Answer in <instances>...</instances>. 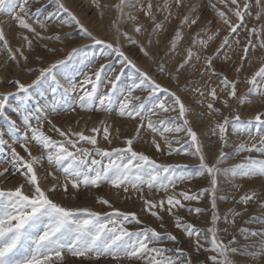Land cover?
I'll list each match as a JSON object with an SVG mask.
<instances>
[{"label": "snow or ice", "instance_id": "1", "mask_svg": "<svg viewBox=\"0 0 264 264\" xmlns=\"http://www.w3.org/2000/svg\"><path fill=\"white\" fill-rule=\"evenodd\" d=\"M28 3L29 0H0V14L12 16L19 27L31 32L35 37L47 39L49 37L41 36L33 27V24L28 21L34 20L41 29H46L47 23L57 17L59 12L66 13V18L59 21L61 25L74 23L79 28L80 33L92 41L93 46H100L102 49L101 56L115 53L120 64L124 67H131L135 75L127 86L122 87L120 82L124 67L120 69V74L111 77L108 70L113 73L116 71L111 61L108 64H101L97 70L90 74L78 71L73 66L78 58L80 64L85 66L91 65L92 61L97 58L95 53L91 57L87 53L81 56L83 50L88 47V45H84L72 48L65 58L56 59L47 66L27 69L29 72L38 73L30 83H23L19 78L8 81V83L16 85V91L0 93V117L8 122L7 132L13 145L20 144L28 154V159L21 156L16 147L9 145V156L0 160V163L9 165L8 168L0 170V176L8 175L10 172L12 174L22 172L24 176V183L14 189L5 190L0 187V264H64L66 255L78 259L110 258L114 264H121L122 260L139 261L140 264H192L190 256L182 249H176L174 255H167L172 250L162 245L161 237L166 236L169 241L175 244L179 238L173 232H160L157 231V228L147 225L140 229L130 228L128 225L142 222L135 211L123 212L113 207L111 202L103 197H98L97 202L110 207L112 209L111 213L104 214L87 207L65 206L50 198L51 193L55 191L63 190L67 194L69 187L74 191H78L81 187H99L102 184H109L118 192L122 189L127 198L131 197L129 188L137 192L139 194L138 198L144 205L142 210L159 220V227L161 228L165 226V214L175 217L174 227L183 230L184 235L190 240L195 237L192 243L197 252L204 248L201 240H209L208 235L202 233H210L212 247L205 250L216 252L217 255H212L208 259L212 264H233L228 254L239 251V249L230 247L232 243H235V236L226 245L223 240L218 239L217 233L219 230L216 227L201 230L192 223L185 222L184 218L177 214V210L186 209L189 212L200 214L203 209L199 207L190 208L182 201H199L203 195H208L213 210L211 215L212 224L216 225L220 219H223L226 224L235 225L236 219L243 212H235L230 208L223 217L219 215L217 200L224 199V197L217 196L220 184L218 177L221 175L225 178H236L237 176L243 178L264 177V159H257L252 155H248L244 158V162L237 165L225 168L218 167V165L227 158V153L223 151V148L229 142V128L232 129L233 135H246L248 137V141L237 145L235 153L247 151L248 153L255 152L264 156V127H262L264 126V111H257L249 119H242L239 112L232 110L231 119L229 116H224L221 121L215 122L211 130L221 144V152L216 162L209 164L205 160L203 144L200 142L197 132L193 130L190 121L186 118V116L192 114V106H187L183 98L178 96L176 92H169L167 88H162L148 71H142L138 68L136 63L121 49L120 37L127 40L130 45L135 46L138 43L127 32H123L116 26L125 19V8H136L137 5L134 0H119V3L114 6L121 13L120 20L113 21L109 29L116 35L115 43L94 36L81 23L80 19L61 3V0H55L57 10L47 12V15L43 18H41L42 9L37 8L35 12H31L27 7ZM180 3L181 0H176V6H179ZM231 4L236 5V7L235 9H229V11L234 12L239 23H231L225 12L217 10L215 5H209L228 25L229 32L221 41L216 52L212 56L204 57L205 65L201 76L208 73L220 75V85L212 88L207 93H205L204 88L208 87V84L193 89L189 87V82L186 79L183 86L188 89L189 96L199 97V99L193 101L194 105L203 103L205 95L211 96L213 103L207 104L209 113L220 112V109L214 106L215 102L220 99L218 89L224 91L228 97V99L222 100L225 107L229 106V99L237 100L238 85L240 83H247L248 88L243 95L239 96L237 100L239 105L251 103L249 96L252 94L264 97V66H261L251 76L243 80L239 78V75L236 79L230 80L226 75L218 73L213 67L214 59L225 49L232 48L233 38L238 37L240 29L247 28L245 20L246 17L251 15V2H245L242 9L237 0H231ZM255 4L260 8L261 0H255ZM96 6L99 7L100 5L97 3ZM141 7L144 6L141 5ZM152 7L151 0H149L147 4L148 11L145 12V15L155 20V16L151 11ZM191 8L194 11L196 5H192ZM18 9L19 11H17ZM165 9H167V2L163 7L158 8V11ZM261 12H264V8H260L255 19L260 18ZM126 15L128 20L136 19L131 12ZM170 17L171 11L169 10L164 22L154 25L152 33H150L149 44L151 43V35L160 30L162 24L166 23ZM198 19L199 17L192 19L190 16L185 15L181 23L183 26H188L190 21L191 25H196ZM135 31H142V26L137 25ZM70 35V33L63 35L57 33L50 38L62 41ZM178 35L179 30L177 31ZM262 35H264V25L247 29L246 36H255L257 38L255 41L249 38L241 46L240 39H235L236 47L233 48V51L239 50L244 53L240 57L242 63L247 58L248 53L256 47L264 50ZM198 37L199 33L193 37V46H206L209 41L219 37V32L210 35L208 41ZM23 39L26 41L28 48L31 49L33 41L28 36H24ZM175 39L174 37L173 48L175 47ZM0 42H2L0 48L7 52L10 61L19 64L17 54L21 60L27 61V57L21 48L14 51L9 47L2 28H0ZM45 48L52 55H55L58 50L47 45H45ZM171 50L164 53V55H169ZM139 51L144 56L148 55L144 45H140ZM194 56L199 62L200 57L193 51L192 47H189L185 59L174 70L177 73V81L179 80V73L190 63ZM228 58L226 55L225 59ZM39 59L41 64L45 63L42 58ZM152 59L155 62V58ZM169 62L161 61L157 66V72H166ZM233 68L237 74L242 70L236 68L235 65H233ZM3 70L4 68H0V71ZM74 73L82 76L83 79L77 81ZM61 81H64V83ZM191 83H197V81ZM137 90H146L148 92L147 97L133 95ZM159 92L168 93V100L160 99L157 96ZM13 97H19L15 106L11 102ZM69 100H72L74 104H78L82 109L96 108L105 112L111 111L113 105H118V114L121 117L140 121L136 128L135 137L127 138L124 141V147L102 148L98 146L96 135L100 131L99 128L93 127L91 129L92 135H85L83 130H61L48 119V116L50 113L58 111L61 102L67 105ZM169 101H171L170 104ZM149 102L151 106H149ZM70 107L72 111H75V107ZM8 109L17 113L24 131L21 130L20 124H17V120L8 114ZM173 111L177 112L175 117L166 116L164 119H159L157 115L158 113ZM196 115L199 116L202 113H196ZM146 117L147 119H145ZM152 117L157 118L153 119ZM33 121L40 127H34ZM45 122L61 139H53L52 136L45 134L42 130ZM145 127L151 130L152 133L161 135L169 149L167 153L169 156L184 153L198 157L200 163L195 177L206 175L210 187L203 188L196 193L180 191L168 194L170 188L175 189L178 183L191 180L194 177L178 174L177 170L185 166L159 163L151 155L146 154L145 151L134 149V144L139 141L140 133ZM253 128L256 130L255 135L252 132ZM102 130L103 139L111 144L109 127L104 126ZM164 133H184V143L181 144L179 138L170 140ZM4 135V131L0 130V145L7 144ZM29 143L38 146L42 154L32 155L27 147ZM173 143H176L179 147L174 148ZM82 144L91 147H83ZM151 144L157 152L161 151V145L155 138L152 139ZM248 144H250V147L247 146ZM44 161L64 177L63 182L52 172H45L43 177L38 176L37 167L42 168ZM49 177L54 181L51 187H42V180H47ZM145 187L149 192L155 190L159 193L162 191L164 195L159 200L149 199L144 195ZM25 188L29 190L26 192ZM257 195V192L252 191L251 194L242 195L237 203L244 205L245 210H247V206L255 201ZM259 206L264 208V202H261ZM229 216L232 217L231 220H229ZM250 219L257 220L262 227L258 230L241 228L239 231L245 234V239L248 236H259L262 245L259 254L264 255V216H253ZM223 231L226 232L227 229Z\"/></svg>", "mask_w": 264, "mask_h": 264}, {"label": "rangeland", "instance_id": "2", "mask_svg": "<svg viewBox=\"0 0 264 264\" xmlns=\"http://www.w3.org/2000/svg\"><path fill=\"white\" fill-rule=\"evenodd\" d=\"M134 2L137 5L136 8H125V19L116 26L123 32H127L129 36L135 39L138 43L133 46L130 45L123 37H120L119 43L121 45V49L134 63H136L138 68L142 71H148L157 83L162 86V88H167L169 92H176L178 96L183 98L187 106H192L193 112L191 115L186 116V118L190 121L193 130L197 132L199 140L203 144V153L206 162L213 164L220 156L221 144L217 137L213 135V131L211 130L212 125L215 122L221 121L224 116H229L231 119L232 110L239 112L242 119H249L253 117L257 111H264V97H258L254 94L249 96V99L252 101L251 103L244 105H239L237 103L239 96L246 92L248 88L247 83H240L238 85L237 100L229 99L228 107H225L222 104L223 99H228L226 93L218 89V96L220 99L215 102L214 106L220 109L219 113H209L207 110V104L213 103L211 96L205 95L203 103L194 105L193 101L199 99V97L189 96L188 89L183 87L186 79L189 82V87L193 89L208 84V87L204 88L205 93L210 92L212 88L220 85V75H212L211 73H208L201 76L205 65L204 57L212 56L216 52V49L219 47L223 38L228 35L229 32L228 25L224 23V20L219 17L217 12L213 11L209 5H215L217 10L225 12L226 17L233 24L239 23V20L234 15V12L229 11V9H235L236 5L231 4V0H181L179 6H176V0H151L153 5L151 11L155 16V20H152L150 17L145 15V12L148 11L147 4L149 3V0H134ZM166 2L167 9L158 11V8L163 7ZM245 2L252 3V8L250 10L251 15L246 17L245 20L247 28H241L238 37L233 38L232 48L225 49L214 59L213 62V67L216 71L222 75H226L230 80L236 79L238 75L239 78L243 80L246 77L251 76L261 66H264V59H262L264 58V50L259 47L251 50L243 63L241 62L240 57L243 56L244 53L239 50L233 51V48L236 47V38L240 39L241 46H243L249 38L255 41L257 39L255 36H246L247 29L254 26L260 27L261 25H264V12H261L259 19H255V16L257 12L260 11V8H264V0H261L260 8L256 6L255 0H237L241 9L243 8ZM61 3L73 12L94 36L105 39L109 42H116V35L109 29L110 26H112L113 21L120 20L121 13L114 7L119 3V0H96V2H94V0H61ZM97 3L100 5L99 7L96 6ZM141 5L144 7L142 8ZM192 5H196L194 11L191 8ZM27 7L31 12H35L37 8H41V18L46 16L47 12L57 10L55 0H29ZM169 10L171 11V17L166 23L162 24V28L160 30L151 35V43L149 44L150 33H152L154 25L156 23L164 22L165 17L168 16ZM17 11H19V9ZM128 12H131L136 19L128 20L126 15ZM66 15V13L59 12L57 17L47 23L46 29H41L39 25L34 22V20H29L28 22L33 24V27L36 28V31L39 32L41 36L49 37L47 39H40L39 37H35L31 32L19 27L12 16L0 14V28L4 31L5 39L8 40L9 47H11L14 51L17 48H21L24 55L27 57V61L25 62L21 60L20 56L17 54V60L20 61V63L17 64L16 62L10 61L7 52L0 48V68H4L3 71H0V81H3L0 82V93L16 91V85L14 83H8L10 80L19 78L23 83H30L31 80L38 75L37 72H29L27 69L47 66V64L54 62L56 59L65 58L66 54L71 51L72 48L82 47L84 45H88V47L83 50L81 56L87 53V55L91 57L93 53H95L97 58L93 60L89 66L80 64L78 58L73 64L78 71L90 74L91 72L97 70L101 64H108L111 61L112 66L116 71L113 73L108 70L109 75L114 77L116 74H120V69L124 66L120 64L116 54L112 53L111 55L101 56L102 49L100 46H93L92 41L83 36L80 33L79 28L74 23L61 25L59 21L66 18ZM185 15L190 16L192 19L199 17L197 24L191 25V22L189 21L188 26H183L181 22ZM137 25L142 26V31H135ZM178 30L179 35L177 36ZM217 31L219 32V37L209 41L206 46H193L192 40L197 33H199V39L208 41V37ZM57 33L62 35L70 33L71 35L66 36L62 41L50 38L54 37ZM24 36H28V38L33 41L31 49L28 48L26 41L23 39ZM174 37L176 39L175 47L173 48ZM261 38H264V35H262ZM0 44H2V42H0ZM45 45L57 48L58 50L55 55L49 53L46 50ZM140 45L145 46L148 53L147 56L140 53ZM189 47H192L193 51L200 57L199 62L197 61L196 56H194L190 63L179 73V80L177 81V73L174 70L177 69L185 59L187 49ZM170 49H172L170 54L165 56L164 53L169 52ZM226 55L229 57L228 59H225ZM153 57L155 58V62L152 59ZM39 58H42L45 63L41 64ZM161 61H170L167 64V70L164 73H158L156 70ZM233 65H235L236 68L242 69L239 74H237L234 70ZM190 70L191 73L189 74ZM74 75L77 81L83 79L80 75L75 73ZM134 75V70L131 67H124L120 82L121 86H127L131 82ZM192 81H197V83H191ZM209 81L210 83H208ZM61 82L64 83V81ZM133 95L147 97L148 92L146 90H137L133 93ZM157 96L160 99L168 100V93L166 92H159L157 93ZM18 100L19 97L11 98L13 106L18 103ZM170 103L171 101H169V104ZM70 106L75 107V111H72ZM149 106H151L150 102ZM7 111L13 119L17 120V124H20L21 130L24 131L23 125L21 124L17 113L12 112L11 109H8ZM196 113H202V115L197 116ZM157 115L159 119H164L166 116L175 117L177 112H162ZM152 118L156 119L157 117ZM48 119L63 131H68L69 129L72 131L83 130L85 135H92L93 133L91 132V129L93 127L99 128L100 131L96 135L98 139V146L102 148L124 147V141L127 138L135 137L137 125L140 123L139 120L121 117L118 114V105H113L111 111L105 112L96 108L82 109L78 106V104H74L72 100H69L67 105L61 102L59 104L58 111L56 113H50ZM145 119H147V117ZM101 122L104 123L102 124ZM33 126L40 127V125L36 124L35 121H33ZM104 126L109 127V138L112 141L111 144L103 139L102 129ZM7 129V120L0 117V130L4 131V139L7 141L6 145H0V160L9 156V145L16 147L17 152H19L21 156H24L25 159H28V154L24 151L20 144L13 145L12 140L9 138ZM42 130L45 134L52 136L53 139H61V137H59V135L51 129L47 122L43 124ZM255 131V128H253V135H255ZM164 135L170 140L179 138L180 143H184V133H164ZM153 138L160 143L161 151L157 152L151 144ZM246 141H248V137L246 135H233L232 129L229 128V142L227 146L223 148V151L227 153V158L223 163L219 164L218 167L225 168L237 165L244 162V158L248 155H252L257 159H264V156L255 152L248 153L247 151H244L235 153L237 145ZM81 146L91 147L87 144H82ZM172 146L174 148L179 147L176 143H173ZM247 146L250 147V144ZM27 147L32 152V155L38 156L42 154L41 149L38 146H35L34 143H29ZM134 149L137 151H145L146 154L151 155L159 163H172L185 166L177 170L178 174L192 175L194 177L191 180L178 183L175 189L170 188L168 190V194H173L174 192L178 193L180 191L196 193L203 188L210 187L209 180L206 175L195 177V173L198 171L200 163L198 157L184 153L172 154L169 156L167 154L169 149L159 133L154 134L151 130L145 127L140 133L139 141L134 144ZM8 167L9 165L7 163H0V170ZM45 172H52L54 175L59 177L62 182L64 181V177L54 168L50 167L46 161L43 162L42 168L37 167V174L39 177H43ZM218 180H220V184L217 196L224 197V199L217 200L219 215L223 217L230 208L235 212H243V214L236 219L234 226L226 224L223 219H220L216 225L212 224L211 215L213 210L211 208V204L209 202L210 197L208 195H203L199 201H182L190 208L194 209L199 207L203 209L200 214L189 212L186 209L177 210V214L183 217L185 222H190L201 230L216 227L219 230L217 233L218 239L223 240L226 245L233 239V236H235V243H232L230 247L239 249V251L230 252L228 254L229 259L233 261V264H264V255L259 254L260 247L262 246L261 238L259 236H248L247 239H245V234L239 231L241 228L258 230L262 227L257 220L250 218L253 216H264V208L259 206L261 202H264V177L243 178L237 176L236 178H225L221 175L218 177ZM53 182L54 181L51 177L47 180H42V187H51ZM23 183L24 176L22 172L20 174H12L10 172L8 175L0 176V187L5 190L14 189ZM24 190L27 192L29 189L25 188ZM252 191L257 192L258 195L255 201L251 202L247 206V210H245V206L238 204L237 201L242 195L251 194ZM129 192L131 193V197L127 198L122 189L118 192L117 189L113 188L109 184H102L99 187H81L78 191H74L69 187L67 194H65L63 190L55 191L51 193L50 198L65 206L87 207L91 210L104 214L111 213L112 209L106 205L98 203L97 198L103 197L108 199L113 207L123 212H137L142 222L140 224L128 225L130 228L140 229L147 225L157 228V231L160 232H173L176 234L179 239L175 244L169 241L166 236L161 237L162 245L172 250L167 253V255H174L176 254V249H182L190 256L192 264H212L208 257L217 255V253L205 250L212 247L210 243V233H202L207 234L209 240L204 241L202 239L201 243H203L204 248H202L199 252L195 251V246L192 243V240H194L195 237L190 240L184 235L183 230L176 229L173 225L175 217L165 214V226L163 228L159 227L160 221L149 215L146 211L142 210L144 205L138 198L139 194L131 188H129ZM144 195L149 199L159 200L164 193L162 191L158 193L155 190L149 192L145 187ZM231 219L232 217L229 216V220ZM224 229H227V231H223ZM64 264H114V262H112L110 258L78 259L73 258L70 255H66ZM121 264H140V262L122 260Z\"/></svg>", "mask_w": 264, "mask_h": 264}, {"label": "bare ground", "instance_id": "3", "mask_svg": "<svg viewBox=\"0 0 264 264\" xmlns=\"http://www.w3.org/2000/svg\"><path fill=\"white\" fill-rule=\"evenodd\" d=\"M254 181V180H253Z\"/></svg>", "mask_w": 264, "mask_h": 264}]
</instances>
